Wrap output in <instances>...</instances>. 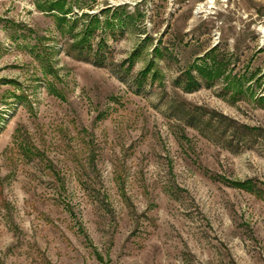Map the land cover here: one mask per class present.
I'll use <instances>...</instances> for the list:
<instances>
[{"label":"rangeland","instance_id":"rangeland-1","mask_svg":"<svg viewBox=\"0 0 264 264\" xmlns=\"http://www.w3.org/2000/svg\"><path fill=\"white\" fill-rule=\"evenodd\" d=\"M83 2L0 0V264H264V0Z\"/></svg>","mask_w":264,"mask_h":264},{"label":"trees","instance_id":"trees-1","mask_svg":"<svg viewBox=\"0 0 264 264\" xmlns=\"http://www.w3.org/2000/svg\"><path fill=\"white\" fill-rule=\"evenodd\" d=\"M83 1L84 0H35L36 7L39 11L52 13L54 15L59 32L64 36L70 35L73 38V47L79 51V55L90 48L95 33L102 27L99 16H92L91 19L87 21L90 17L89 14L82 13L80 15L74 13V7L81 8L82 3H84ZM106 23L109 26L112 25L111 21H107ZM205 71V75H211L212 78L222 75V72L216 73V76L212 71H209V69ZM236 86L237 90L235 95L244 94L242 92L244 89L241 79H237ZM250 95H253V92H251ZM233 185L247 191H253L254 189L251 181L233 182Z\"/></svg>","mask_w":264,"mask_h":264}]
</instances>
